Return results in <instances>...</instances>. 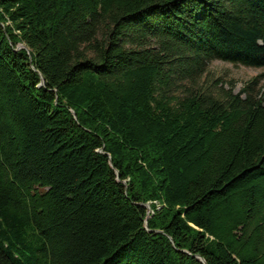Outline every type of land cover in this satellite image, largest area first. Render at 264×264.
I'll use <instances>...</instances> for the list:
<instances>
[{"label":"trees","instance_id":"16d2710c","mask_svg":"<svg viewBox=\"0 0 264 264\" xmlns=\"http://www.w3.org/2000/svg\"><path fill=\"white\" fill-rule=\"evenodd\" d=\"M263 79L264 0H0V264H264Z\"/></svg>","mask_w":264,"mask_h":264},{"label":"rangeland","instance_id":"374dc122","mask_svg":"<svg viewBox=\"0 0 264 264\" xmlns=\"http://www.w3.org/2000/svg\"><path fill=\"white\" fill-rule=\"evenodd\" d=\"M261 73H263L262 69L248 68L241 65L234 66L227 62L215 60L208 65L200 84L214 93L222 87L225 90L231 89L233 94H237L247 81ZM261 84L264 85V79Z\"/></svg>","mask_w":264,"mask_h":264},{"label":"water","instance_id":"95a60500","mask_svg":"<svg viewBox=\"0 0 264 264\" xmlns=\"http://www.w3.org/2000/svg\"><path fill=\"white\" fill-rule=\"evenodd\" d=\"M18 48H22V46L18 47ZM146 207H149L148 204H146Z\"/></svg>","mask_w":264,"mask_h":264}]
</instances>
